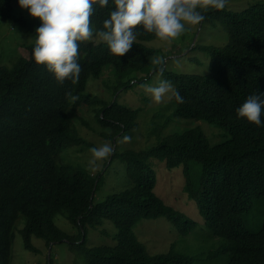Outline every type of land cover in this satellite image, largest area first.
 <instances>
[{"label": "trees", "instance_id": "trees-1", "mask_svg": "<svg viewBox=\"0 0 264 264\" xmlns=\"http://www.w3.org/2000/svg\"><path fill=\"white\" fill-rule=\"evenodd\" d=\"M111 7L94 3L89 22L95 29H102ZM210 11L230 40L222 48L203 47L209 55L208 72L181 74L163 68L161 73L172 80L174 94L183 97V102H177L173 94L175 116L222 127L223 141L211 144L202 131L193 128L147 151L118 152L116 137L137 128L140 111L116 100L105 104L96 112L97 121L109 129L103 135L113 143L110 155L124 162L132 186L101 202L95 201V194L102 172L59 163V155L86 144L72 119L83 120L76 111L100 102L84 95L90 78L101 79L103 68L111 65L118 81L128 76L121 87L137 83L136 77H130L134 72H145L144 82L151 71L163 66L153 65L158 50L143 43L157 37L138 31L130 49L119 58L102 41H79L81 70L75 84L67 79L57 83L42 64L37 65L31 55L33 44L24 46L27 54L19 55L11 67L0 63V264H10L14 229L21 215V233L30 251H36L31 243L35 236L49 243L66 241L72 251L83 250L84 264H193V256L173 247L150 255L137 238L135 227L143 218L164 216L182 236L191 234L197 225L157 195V175L148 163L150 158L164 161L170 169L190 161L200 163L199 188L194 189L186 167L184 189L195 198L213 235L222 239L225 264H264V208L261 217L248 220L254 201H264V125L237 118L235 112L248 95L264 93V2L239 12L225 6ZM0 18L34 34L39 23L35 17L16 16L12 0H0ZM69 89L75 101L66 99ZM60 213L79 229L78 236H70L55 224L54 217ZM102 221H111L117 228L115 244L87 247L88 228L96 229Z\"/></svg>", "mask_w": 264, "mask_h": 264}, {"label": "rangeland", "instance_id": "rangeland-1", "mask_svg": "<svg viewBox=\"0 0 264 264\" xmlns=\"http://www.w3.org/2000/svg\"><path fill=\"white\" fill-rule=\"evenodd\" d=\"M264 2V0H225L224 6L229 11H241L252 5ZM14 14L16 16L32 17L27 9L21 8L17 0H12ZM203 14V20L196 25H187L185 31L171 41L159 38L143 42L147 47L158 50L153 60H159L163 68L169 72L181 74L206 73L209 68V55L204 46L222 48L229 43V35L223 30V25L217 21L211 13V7L198 9ZM210 13L208 19L205 14ZM215 13V12H214ZM93 36L88 40L101 42ZM136 40V38L134 39ZM35 42V34L25 30L12 20L0 18V63L11 67L19 55L27 54L24 46ZM160 63V64H161ZM155 66V64H153ZM103 76V77H102ZM147 74L134 72L130 77H136V84L123 88L121 83L128 81V76L118 81L115 70L111 65L103 68L101 79L91 77L84 95L89 98H97L100 102L82 106L76 114L83 118L73 116L77 135L84 139L86 144L75 145L60 153L59 163L70 164L74 167L87 169L92 173L102 172L103 179L95 194V201L101 202L106 196L119 194L129 189L132 184L126 174L124 162L118 158L112 159L111 155L97 159L90 163V147H98L102 143H109L113 149V143L103 133L108 134L109 129L102 128L96 117V112L105 104L117 101L138 109L137 128L127 136L116 137V150L122 152L132 149L147 151L156 147L160 142L176 133L188 129L198 128L211 144L223 141L226 133L222 127L203 120L179 118L175 116V103L173 94L175 86L170 78L165 77L160 71H151L147 79L142 82ZM166 80L171 87L159 102L151 99V94L145 91V85H155L158 80ZM140 80V83H139ZM93 82L89 89L90 83ZM121 87V88H120ZM85 122V123H83ZM113 151V150H112ZM112 153V152H111ZM157 175V195L168 205L180 211L187 218L197 222L193 232L187 236L179 234L176 226L170 224L166 217L143 218L135 227L138 240L145 245L150 255L167 252L171 247L177 252L193 256V264H225L226 257L221 253L222 239L211 232L199 214L196 200L185 192L186 167L189 169L190 178L194 189L199 188L202 175V165L196 161H190L187 165L181 164L174 168H168L164 161L157 158L148 159ZM264 201H254L248 220L261 217ZM23 215L17 220L12 243L10 264H84L83 250L72 251L66 241L48 242L44 238L32 237L31 243L36 251L25 248L22 231ZM55 224L70 236H78L79 229L70 222L65 214L60 213L54 217ZM252 229L255 227L249 223ZM118 233L117 228L111 221H102L98 228H88L87 247L115 244L114 236ZM84 237L81 238L83 240Z\"/></svg>", "mask_w": 264, "mask_h": 264}, {"label": "clouds", "instance_id": "clouds-1", "mask_svg": "<svg viewBox=\"0 0 264 264\" xmlns=\"http://www.w3.org/2000/svg\"><path fill=\"white\" fill-rule=\"evenodd\" d=\"M17 3L39 20L31 50L33 61L42 64L57 83L67 79L75 84L81 70L78 42L93 36L89 17L94 3L112 6L108 17L102 21V29H95V37L106 44L110 54L119 58L130 49L138 31L144 30L161 40L171 41L185 31L187 25H196L203 20L198 9L209 6L221 9L225 0H17ZM153 63L161 62L153 60ZM158 71H163L162 65ZM144 87L152 101L159 102L171 85L160 79L155 85ZM174 95L177 102H183L178 92ZM65 97L69 101L76 99L70 89L65 92ZM262 110L264 93H256L248 95L235 112L237 118L261 126L264 125ZM112 150L109 143L90 147L89 162L105 158Z\"/></svg>", "mask_w": 264, "mask_h": 264}, {"label": "water", "instance_id": "water-1", "mask_svg": "<svg viewBox=\"0 0 264 264\" xmlns=\"http://www.w3.org/2000/svg\"><path fill=\"white\" fill-rule=\"evenodd\" d=\"M114 143H115V139H114ZM114 148H115V145H114Z\"/></svg>", "mask_w": 264, "mask_h": 264}]
</instances>
